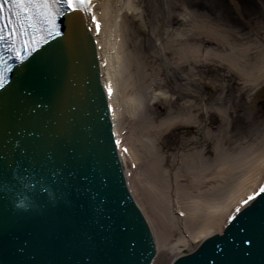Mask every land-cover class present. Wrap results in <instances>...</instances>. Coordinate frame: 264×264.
<instances>
[{
	"label": "bare ground",
	"instance_id": "bare-ground-1",
	"mask_svg": "<svg viewBox=\"0 0 264 264\" xmlns=\"http://www.w3.org/2000/svg\"><path fill=\"white\" fill-rule=\"evenodd\" d=\"M250 1L262 17L251 19L245 7L253 5L242 4L236 10L247 28L218 30L204 19L196 35L206 36L195 42L182 34L164 41L160 25L142 41L139 30L151 25L138 17L144 0H94L99 30L85 18L94 49L85 48L99 73L91 100L103 160L138 222L149 264H181L263 193L264 2ZM167 3L181 17L163 25L187 27L191 10ZM165 111L172 116L163 120ZM174 131L188 138L172 156L164 150Z\"/></svg>",
	"mask_w": 264,
	"mask_h": 264
},
{
	"label": "water",
	"instance_id": "water-1",
	"mask_svg": "<svg viewBox=\"0 0 264 264\" xmlns=\"http://www.w3.org/2000/svg\"><path fill=\"white\" fill-rule=\"evenodd\" d=\"M63 30L0 91V264H149L103 160L93 40L80 16ZM181 264H264V192Z\"/></svg>",
	"mask_w": 264,
	"mask_h": 264
},
{
	"label": "snow or ice",
	"instance_id": "snow-or-ice-1",
	"mask_svg": "<svg viewBox=\"0 0 264 264\" xmlns=\"http://www.w3.org/2000/svg\"><path fill=\"white\" fill-rule=\"evenodd\" d=\"M5 4L8 8L5 9ZM92 0H3L0 2V88L12 72L8 61L25 64L50 39L61 35L64 18L86 16ZM7 13V14H5ZM95 22V16H92ZM99 30V24H96ZM111 95V88H109ZM119 143V142H118ZM125 151H127L125 149ZM264 192V188L260 189ZM249 197L248 200H252ZM247 204L248 201H245ZM237 212L240 209H236Z\"/></svg>",
	"mask_w": 264,
	"mask_h": 264
},
{
	"label": "rangeland",
	"instance_id": "rangeland-1",
	"mask_svg": "<svg viewBox=\"0 0 264 264\" xmlns=\"http://www.w3.org/2000/svg\"><path fill=\"white\" fill-rule=\"evenodd\" d=\"M145 1V6H144V12L141 11V13H139V18H143L146 20H150L151 25H149L148 28L146 27H141L142 29L139 30V35L142 39V41H147V39H149L150 36L152 35V32H154V29L157 28L159 25L162 27L161 30L165 33V35L163 34L162 39L164 41H168L170 40V36L172 38H174L177 34H182L185 37L191 38V39H195L196 37H199V35L203 34L204 36H206L204 34V32H202L203 30H200V33H198L196 35V32L198 31L199 28L201 27H205V20H207V23H219L217 27L218 30H220V26L224 29L229 28H234L237 31H240L242 28H247V22L245 19H243L237 12V8L241 9L242 8V4H244V7L247 5L248 2H246V0H240V3H238V5H236L237 3H235V0H172L173 2L176 1V3H178L179 7H183V8H189L192 12V16L191 18H189V22L187 23V27H184L180 24H173V27H168L164 24V21L169 17V15H173V17L176 19H178L181 10L178 8H173L171 9V7L169 6V4L167 3V0H144ZM169 1V0H168ZM253 1V0H251ZM250 1V2H251ZM264 2V0H262ZM154 3V4H152ZM258 3H254L250 4L248 3L249 6H251L252 10H247L245 7V11L246 14L247 12H251L252 18H259L258 16L260 15L261 17L263 15H261V11L259 10V5L255 6ZM248 7V6H247ZM170 12V13H168ZM141 14V16H140ZM254 14V15H253ZM256 14V15H255ZM259 14V15H258ZM143 15V16H142ZM260 17V18H261ZM138 19V18H137ZM170 19V18H169ZM201 19V20H200ZM203 19V20H202ZM172 20V19H170ZM251 21V20H250ZM140 27V21L137 20L135 23V26ZM217 25V24H216ZM180 27V28H179ZM178 28V30L176 29ZM177 30V31H176ZM190 30H192L190 32ZM161 31V32H162ZM160 32V34H161ZM247 32V31H246ZM187 33V34H186ZM186 34V35H185ZM196 35V36H195ZM155 39V38H154ZM153 39V41H154ZM155 42V41H154ZM193 42V41H192ZM195 42V40H194ZM142 50H146L144 51L143 56H147L146 60L148 62H150L151 65V61H154L153 56H155L153 53H151V50H147L145 48H142ZM169 58H171L170 56H168ZM169 61V60H168ZM171 62V61H170ZM157 65L155 64L156 67H160V60H157ZM153 64V63H152ZM154 68V66L152 67ZM158 76L160 79H164V75L163 73L160 71L157 72ZM162 82V81H161ZM170 85V84H169ZM167 88L164 87L163 92H166ZM236 111L238 112V114L240 115L242 109L237 108ZM165 115H161V119H168V117L172 116L171 113L169 114V111H165L164 112ZM159 119H157L158 121ZM237 122L239 123L238 119ZM236 126L240 125L235 123ZM220 126V123L215 120V124L214 126L217 127ZM230 130H232V132H234V128L232 126H230ZM188 137H185L183 134L176 133L175 131L172 134H169V136L166 137V143L169 144V146H167V148H165L164 151H168V153L170 155H174V153H176L177 151V146L181 143H183L185 141V139ZM168 154V155H169ZM138 178V177H137Z\"/></svg>",
	"mask_w": 264,
	"mask_h": 264
}]
</instances>
